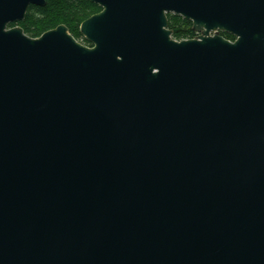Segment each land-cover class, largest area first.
<instances>
[{
  "label": "water",
  "instance_id": "obj_1",
  "mask_svg": "<svg viewBox=\"0 0 264 264\" xmlns=\"http://www.w3.org/2000/svg\"><path fill=\"white\" fill-rule=\"evenodd\" d=\"M89 1L0 0V264H264V0Z\"/></svg>",
  "mask_w": 264,
  "mask_h": 264
},
{
  "label": "trees",
  "instance_id": "obj_2",
  "mask_svg": "<svg viewBox=\"0 0 264 264\" xmlns=\"http://www.w3.org/2000/svg\"><path fill=\"white\" fill-rule=\"evenodd\" d=\"M101 7L89 0H46L44 6L30 5L25 18L8 26H19L30 37H38L47 30L64 24L70 34L83 44L91 45L79 31L82 21L99 12ZM169 28L172 37L177 40L192 38L191 22L178 15H168ZM227 39L234 40V36L220 32Z\"/></svg>",
  "mask_w": 264,
  "mask_h": 264
},
{
  "label": "flooded vegetation",
  "instance_id": "obj_3",
  "mask_svg": "<svg viewBox=\"0 0 264 264\" xmlns=\"http://www.w3.org/2000/svg\"><path fill=\"white\" fill-rule=\"evenodd\" d=\"M169 14H172V15H176V14H173V13H168L167 14V17H168V15ZM179 16V15H178ZM183 18V17H182ZM184 19V18H183ZM186 20V19H185ZM187 21H189V20H187ZM191 22V21H190ZM168 29H170L169 28V18H168ZM171 31H172V29H170ZM191 30L193 31V36H192V38H194V37H197L201 32H199V31H194L193 29H192V22H191ZM89 46H92V45H89Z\"/></svg>",
  "mask_w": 264,
  "mask_h": 264
},
{
  "label": "rangeland",
  "instance_id": "obj_4",
  "mask_svg": "<svg viewBox=\"0 0 264 264\" xmlns=\"http://www.w3.org/2000/svg\"><path fill=\"white\" fill-rule=\"evenodd\" d=\"M79 28H80V26H79ZM80 42L82 43V42H83V40H80Z\"/></svg>",
  "mask_w": 264,
  "mask_h": 264
}]
</instances>
